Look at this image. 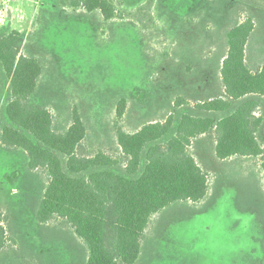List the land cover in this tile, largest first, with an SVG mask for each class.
Returning <instances> with one entry per match:
<instances>
[{
  "label": "rangeland",
  "instance_id": "374dc122",
  "mask_svg": "<svg viewBox=\"0 0 264 264\" xmlns=\"http://www.w3.org/2000/svg\"><path fill=\"white\" fill-rule=\"evenodd\" d=\"M77 1L0 0V34L18 32L20 54L44 66L31 102L64 129L75 112L86 129L80 154L111 157L117 172L126 164L118 131L134 133L170 115L175 123L181 114L223 116L196 105L223 97L225 33L235 22L253 18L245 62L252 72L264 64V0H118L133 16L109 21ZM252 98L264 152V100ZM8 101L9 83L0 71V130L8 125ZM188 152L206 174L207 194L153 215L135 264H264L262 158L219 160L213 132L193 139ZM26 160L23 151L0 142V224L6 236L0 264H86L87 250L65 222L36 221L47 176L29 170Z\"/></svg>",
  "mask_w": 264,
  "mask_h": 264
},
{
  "label": "trees",
  "instance_id": "16d2710c",
  "mask_svg": "<svg viewBox=\"0 0 264 264\" xmlns=\"http://www.w3.org/2000/svg\"><path fill=\"white\" fill-rule=\"evenodd\" d=\"M121 4L118 0L75 3L87 13L98 12L106 21L133 16L121 10ZM254 28L251 16L229 27L219 73L223 97L196 105L199 111L223 116L181 114L175 123L170 115L164 122L143 125L134 133L118 131L117 144L126 160L121 172L112 168L116 163L111 157L80 154L86 129L75 112L64 129L47 109L31 102L44 66L37 57L20 54L18 32L0 34V71L9 83L8 125L0 130V142L8 149L23 151L27 168L47 176L36 221L47 223L56 218L65 222L84 244L86 264H135L153 215L180 202H199L207 194L206 174L188 152L193 139L213 132L219 160L261 157L264 172V152L256 138L261 120L254 116L258 103L252 98L264 100V64L252 72L245 62ZM124 105L121 100L118 116ZM18 176V171L13 172L10 182ZM5 241L0 224V251Z\"/></svg>",
  "mask_w": 264,
  "mask_h": 264
}]
</instances>
